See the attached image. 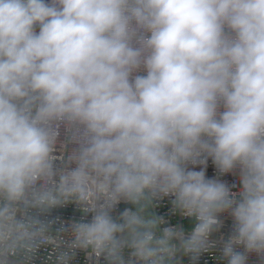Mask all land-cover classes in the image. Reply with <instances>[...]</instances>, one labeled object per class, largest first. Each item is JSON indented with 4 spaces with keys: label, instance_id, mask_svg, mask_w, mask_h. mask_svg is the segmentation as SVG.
Segmentation results:
<instances>
[{
    "label": "clouds",
    "instance_id": "clouds-1",
    "mask_svg": "<svg viewBox=\"0 0 264 264\" xmlns=\"http://www.w3.org/2000/svg\"><path fill=\"white\" fill-rule=\"evenodd\" d=\"M223 213L227 264H264V0H0V264L195 261Z\"/></svg>",
    "mask_w": 264,
    "mask_h": 264
},
{
    "label": "built area",
    "instance_id": "built-area-1",
    "mask_svg": "<svg viewBox=\"0 0 264 264\" xmlns=\"http://www.w3.org/2000/svg\"><path fill=\"white\" fill-rule=\"evenodd\" d=\"M55 155L60 156L61 151L58 150ZM59 163V161L57 162ZM196 170H199L197 167ZM206 175L209 178L217 177V170L215 166L212 164L211 160L208 161V167L206 171ZM219 179L226 182L232 187V191H238L240 185L238 175H234L232 173H228L222 176H219ZM171 197H166L161 200H157L153 202V205L148 208V211L153 215L160 216L164 219L165 223L160 226L163 227L169 226H179L185 229V231H190L194 226L195 221L191 218L183 217L179 212L172 211ZM123 203V202H122ZM126 208H131L135 210V206H129ZM125 208V209H126ZM120 213V204L117 206V210L114 213L115 216H119ZM49 219L63 221L65 223H70L73 220H80L82 218L91 219V214H88L85 217V214L81 212V210L75 204H68L63 207H59L53 209L48 216ZM220 219L223 221L222 227L219 231L214 232L210 236V242L215 244V247L210 249L209 252L202 253L199 258L195 261L191 259L190 255H184L179 253L177 259L179 264H227L226 260L222 256V247L224 241L228 239V237L232 234V225L233 221L231 216L228 213H223L220 216ZM70 237L68 235L64 236L65 240H68ZM61 248L66 250V246L62 245ZM240 251H243V247H239ZM89 250H79L75 251V255L72 257L70 264H106L103 257L96 258L94 255H88ZM127 257V251L125 253ZM51 257V258H50ZM55 259V253H53V246L47 245L41 247L34 257L32 264H52V261ZM247 264H262L260 258L255 254H249Z\"/></svg>",
    "mask_w": 264,
    "mask_h": 264
},
{
    "label": "water",
    "instance_id": "water-1",
    "mask_svg": "<svg viewBox=\"0 0 264 264\" xmlns=\"http://www.w3.org/2000/svg\"><path fill=\"white\" fill-rule=\"evenodd\" d=\"M132 206L130 203H121L120 204V212H122L126 207Z\"/></svg>",
    "mask_w": 264,
    "mask_h": 264
}]
</instances>
